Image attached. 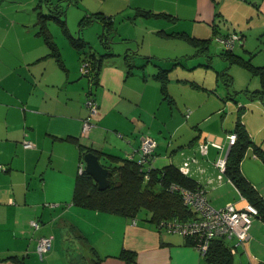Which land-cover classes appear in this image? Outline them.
I'll use <instances>...</instances> for the list:
<instances>
[{"label":"crops","instance_id":"0c3cea01","mask_svg":"<svg viewBox=\"0 0 264 264\" xmlns=\"http://www.w3.org/2000/svg\"><path fill=\"white\" fill-rule=\"evenodd\" d=\"M106 1L112 14L101 15L129 9V19H112L111 54L91 81L80 72L81 54L90 49L73 47L66 21L58 40L45 23L52 50L39 33V0H0V264H72L69 238L78 239L77 264H203L182 234L158 232L147 216L74 205L86 149L137 158L148 138L151 167L187 162L188 176L213 208L241 209L248 200L215 166L241 122L250 142L240 172L264 200V100L258 95L264 91V0ZM98 21L79 22L77 39L97 47L81 28ZM231 34L240 38L226 56L221 40ZM88 96L97 112L82 139ZM204 137L221 150L208 143L202 154ZM41 237L51 239L42 258L36 253ZM123 251L133 252L134 262L121 259ZM235 259L264 264V220L253 219Z\"/></svg>","mask_w":264,"mask_h":264},{"label":"trees","instance_id":"16d2710c","mask_svg":"<svg viewBox=\"0 0 264 264\" xmlns=\"http://www.w3.org/2000/svg\"><path fill=\"white\" fill-rule=\"evenodd\" d=\"M55 20L65 29L64 21L61 19ZM94 20H99L98 22L102 25V33L98 35L99 41L97 40L99 46L101 42V51H93L92 48L90 49L91 44L83 42L81 38H70L74 48L81 49L87 45L90 49L82 63L89 64V78L91 81L95 79L99 61L101 62L104 57L111 54V38L114 30H116L112 26L110 17ZM46 21L44 15L39 17V33L48 46L55 50V45L45 24ZM90 22L91 19H82L79 25L80 27H86ZM202 43L204 44L206 41L202 40ZM224 55L230 54L225 50ZM258 95L261 100H264V91H258ZM187 112L188 110L185 112V117ZM230 134H235L236 141L229 149L225 168L221 175L226 176L239 193L248 200L249 205L256 209L257 214L255 217L264 220V200L240 172V162L250 142L249 136L241 122H238L237 129ZM87 152H90V149H86L84 154ZM98 156L102 159L101 165L108 169L109 187L99 191L90 176L84 172L78 174L73 194L74 205L132 219L147 216L148 222L158 232L163 231L160 228L161 224L174 223L181 225L196 218L191 207L184 204L181 192L183 190L195 192L201 188L187 173H183L178 167L168 165L159 170L151 167L150 163L154 157V148L152 152L145 156L138 152L137 158L133 156L122 159L109 154ZM144 157L145 161L142 163L140 160ZM184 238L194 248L192 239L189 236ZM243 242L237 243L236 239L229 240L226 237L213 239L207 252L202 256L203 264H235L236 249ZM119 257L127 263H132L135 260V254L130 251H123ZM72 264L74 263L72 262ZM88 264H101V259H94Z\"/></svg>","mask_w":264,"mask_h":264},{"label":"built area","instance_id":"2783aa9c","mask_svg":"<svg viewBox=\"0 0 264 264\" xmlns=\"http://www.w3.org/2000/svg\"><path fill=\"white\" fill-rule=\"evenodd\" d=\"M238 34H231L227 37H224L221 40L226 51H232L235 42L239 40ZM80 72L83 75H88L90 72L89 64L83 62L80 66ZM85 106L88 110V116L83 121L82 125V136L81 138H87L92 127L93 123L91 118L97 112V104L93 97L88 96L85 100ZM189 116V110L186 113V118ZM227 141L229 148L235 143L236 136L235 134H228ZM201 149L202 154L206 153L208 143H211L213 146L221 150V146L213 141L210 138L204 137L201 140ZM153 142L145 138L142 140L141 145L138 149L139 154L143 156L149 154L153 150ZM227 155L219 156L215 162L216 168L220 173H223L225 168ZM142 163L145 161V157L140 160ZM188 163L185 162L183 167L180 170L183 173H187ZM84 166L81 164L79 168V174L83 173ZM183 202L185 205L190 206L193 212L195 213L196 218L191 222L184 223L181 225L168 223L166 225L161 224L160 228L162 230L170 232H178L184 237L189 236L192 239L194 244V249L201 255H205L209 245L213 239L226 237L227 239H236L237 243L245 241L249 237L250 228L252 226V221L255 218L257 211L251 205H246L243 208H237L235 204H227L224 208L215 209L213 208L202 189L195 192H188L183 190L181 192ZM31 227L37 228V222L33 221ZM51 247V239L49 237H41L38 240V245L36 253L40 258L43 257V254L48 251Z\"/></svg>","mask_w":264,"mask_h":264},{"label":"rangeland","instance_id":"374dc122","mask_svg":"<svg viewBox=\"0 0 264 264\" xmlns=\"http://www.w3.org/2000/svg\"><path fill=\"white\" fill-rule=\"evenodd\" d=\"M39 1H40V6H41L40 11L44 15V19H48L47 20L48 27L53 32H55L54 36L56 37V40H58L57 38L61 36L62 32L60 29L61 26L54 19H61L62 21H66L67 27L70 30L72 36L75 39H77L78 30H79L78 24L80 22V19H103L105 15H101V14H104V13L112 14V13H109L110 6L106 0H39ZM125 1L128 2V0H125ZM116 4L117 3L115 2V5ZM124 6H126V4ZM127 12H130V10L126 9L123 13L119 15H114L113 18L111 19H129V17H127L129 15H126L128 14ZM137 19H142V18H137ZM125 27L126 26H123V28ZM98 30H100V32ZM81 31L83 32L86 31V33H89L91 37H88V38H90V40H95L94 42H97L98 35L102 33L101 24L97 23V24L90 25L87 28H81ZM97 45L98 46L95 47V49L99 51L98 49L99 44ZM213 45H215L214 42H213ZM100 47H102L101 42H100ZM81 57H85L84 54H81ZM67 237L69 238L68 232H67ZM77 240H78L77 238L76 239L69 238L68 239V249L66 250V252H68L70 255L73 256L72 258H73L74 264H77L76 263L77 262L76 252L78 249L77 246H79L77 244Z\"/></svg>","mask_w":264,"mask_h":264},{"label":"water","instance_id":"95a60500","mask_svg":"<svg viewBox=\"0 0 264 264\" xmlns=\"http://www.w3.org/2000/svg\"><path fill=\"white\" fill-rule=\"evenodd\" d=\"M99 52L95 47L90 45V49ZM84 173L90 176L97 185L99 191H103L109 187L108 169L100 163L99 156L94 152H87L83 156Z\"/></svg>","mask_w":264,"mask_h":264}]
</instances>
